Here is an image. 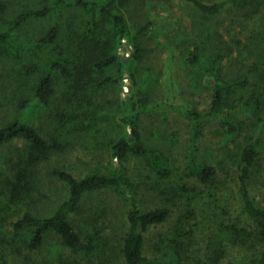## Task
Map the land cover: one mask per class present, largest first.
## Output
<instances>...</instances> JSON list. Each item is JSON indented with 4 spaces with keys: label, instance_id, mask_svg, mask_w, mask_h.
Here are the masks:
<instances>
[{
    "label": "trees",
    "instance_id": "1",
    "mask_svg": "<svg viewBox=\"0 0 264 264\" xmlns=\"http://www.w3.org/2000/svg\"><path fill=\"white\" fill-rule=\"evenodd\" d=\"M181 1L192 6L191 31L165 44L172 58L182 52L190 75L197 70L195 88L209 77L214 88L207 111L182 107L193 130L186 166L178 168L143 139L150 81L137 76L151 22L132 28L130 0H0V60L25 79L0 102L7 108L0 110V264H11L10 255L35 261L43 251L58 264H264V0ZM227 2L245 12L238 20L247 25L240 30L236 20L224 31L243 34L226 38L212 24L205 32ZM124 41L133 49L128 62ZM242 48L256 60L247 74L223 72ZM169 85L175 92L176 82ZM208 118L223 131L224 166L199 158ZM72 135L103 144L119 166L81 178L47 169L62 147L58 139ZM132 158L141 165L139 182L126 167ZM56 181L65 197L47 214ZM143 185L158 192L155 208L145 207ZM97 193L128 204L114 231L104 204L86 210Z\"/></svg>",
    "mask_w": 264,
    "mask_h": 264
},
{
    "label": "rangeland",
    "instance_id": "2",
    "mask_svg": "<svg viewBox=\"0 0 264 264\" xmlns=\"http://www.w3.org/2000/svg\"><path fill=\"white\" fill-rule=\"evenodd\" d=\"M18 1L32 3V0ZM204 1L214 2L220 0ZM125 13L134 30H138L139 27L151 22L145 42L149 48V53L138 65L140 71L137 76L139 79L138 83L150 81L148 95L152 108L143 113L141 123L144 142L150 146L162 148L170 154L174 165L178 168H183L186 166L185 160L187 154H189L188 143L192 136L193 125L191 120L184 115L182 107L189 105L199 111H207L211 104V94L214 88L213 83H211L214 80L211 77L203 80V86L199 90L195 88L193 86L194 81H199L197 80V70L192 71L190 75L184 64L182 52L179 51L178 55L172 58L169 48L165 44L166 39L176 41V37L180 35L179 31H191L192 21L194 20L192 6L181 0H130ZM242 16H245L244 11L233 7V3L227 2L226 7L217 20L210 21L202 28L205 32L210 33L208 26L211 24L215 25L220 34L223 35L225 33L226 38L231 37L235 33L243 34L241 31H233L232 33L224 31V26L232 25L233 21L236 20L237 23L235 25H241L240 30L243 29L247 24H241L240 22L242 21L238 20ZM255 18L257 19V17ZM260 19L258 16V20L261 23ZM128 48L129 50H127ZM132 50L129 45L127 48L123 46L121 49V52L124 53L123 56L128 59L126 62L129 61ZM252 56H254L253 53H248L245 48H242L232 58L228 59L226 63L223 62V72L225 66L228 72L234 71V75H237L236 71L239 70L241 76L242 74H247L249 68L253 65V61H256L255 57ZM7 63L8 65H5L0 60V102L17 84L14 81H25L23 77L15 74L13 65L9 62ZM125 76L127 77V74ZM169 81L176 82L175 92L170 90ZM124 82L123 96L125 97V94L130 90V80L126 78ZM156 104L160 106L154 107L153 105ZM6 109V107H1L0 104L1 111L7 112ZM203 127V134L199 141V158L207 156L216 165H219L221 161V166H224V155L221 149L224 134L219 123L213 118H208L204 121ZM115 133L116 131L113 132L114 135ZM58 141L61 142L62 147L55 152L53 159L47 165V169H64L81 178L97 168L108 169L113 164L119 166L118 161L112 159L109 150L103 144L97 145L94 140L72 135L69 138L60 137ZM137 162L135 158H132L127 162L126 167L135 181L139 182L142 179L138 177L141 165ZM173 178L181 179L180 175L177 176V174ZM151 184L152 186L154 185L153 183ZM152 186L143 185L142 187L143 193L141 197H143L144 205L147 209H152L159 205L158 192L154 188L152 189ZM48 195L49 200L44 203V206H46L44 213L47 214L56 209L65 197V191L61 183L58 181L53 183ZM88 203L86 210L89 211L92 208L95 210L100 204H104L108 208L109 212L105 218L113 227L111 231L116 229L117 224L118 226L122 225V220L128 210V204L115 193H97L89 197ZM222 205L224 206V202H222ZM87 215L86 212L78 215V217L83 221ZM167 230L168 226H165L160 227L151 234H147V241L159 233H166ZM50 255L51 252L43 251L39 257L34 256L37 257L35 259L37 262L16 255H10L8 259H10L11 264H58L54 261L55 258H46Z\"/></svg>",
    "mask_w": 264,
    "mask_h": 264
},
{
    "label": "water",
    "instance_id": "3",
    "mask_svg": "<svg viewBox=\"0 0 264 264\" xmlns=\"http://www.w3.org/2000/svg\"><path fill=\"white\" fill-rule=\"evenodd\" d=\"M128 45H129V44H128L127 42H125V43L123 44V46H124L125 48H127V47H128ZM121 54L123 55L124 53H123V52H121ZM127 60H128V59H126V58H125V61H127Z\"/></svg>",
    "mask_w": 264,
    "mask_h": 264
}]
</instances>
